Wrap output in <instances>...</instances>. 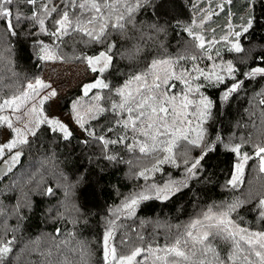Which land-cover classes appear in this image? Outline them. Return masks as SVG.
Segmentation results:
<instances>
[{
	"label": "trees",
	"instance_id": "1",
	"mask_svg": "<svg viewBox=\"0 0 264 264\" xmlns=\"http://www.w3.org/2000/svg\"><path fill=\"white\" fill-rule=\"evenodd\" d=\"M198 1L146 0L135 12L134 23L127 26L124 34L110 29L102 44L86 42L87 37L71 30L57 39L41 32L39 24L29 19L39 14L45 20V28L54 31V21L63 11L62 0H36L35 4L16 0L11 6L14 15L22 19L16 36L7 35L0 25V51L10 50L0 59V102L20 95L27 90L26 85L36 79L49 81L58 93L59 110L70 116L81 133L74 130L64 139L63 133L51 131L47 124H40L38 128L35 125L36 134L27 138L28 144L20 146L19 162L1 178L0 231L6 225L15 230L8 231L6 237L16 238L10 264H63L65 259L72 264L78 257L70 250L79 247L78 242L86 243L89 264H104L103 237L110 221L115 222V228L109 243L116 247L118 255H127L134 247L171 242L185 225L202 217L209 208L213 212L220 211L236 199L244 203L231 218L240 227L264 231V219L260 218L257 206L264 198V173L259 172V157L256 156L257 147H264V76L246 75L253 68L264 66L260 61L264 57V0H250L241 8L238 0L231 2V6L239 9L238 15L247 10L245 20L252 21L246 32L240 27L236 30L241 33L237 39L243 51L239 53L230 50L222 41L205 45L203 49L198 47L199 41L185 30L191 28L194 35L198 33L194 23L195 12L201 6ZM45 4L59 11L45 15L42 11ZM223 22L215 31L207 33V41L211 37L220 39L223 32L226 33L229 22ZM40 42L54 49L58 58L39 59L44 54ZM109 44L115 45L114 63L102 74L93 73L84 60L77 58L96 55ZM137 48L139 51L131 55ZM181 56L186 59L179 64L186 75L190 74L191 87L200 86L199 93H188L189 98L199 100L202 94L213 102L210 117L201 124L204 141L200 148L188 151L187 158H198L205 151L207 154L199 172L188 179L186 187L167 200H158L147 191L151 185L163 187L170 181L185 178L183 158L179 155L185 151L183 142L175 150L179 166L164 163L159 165V170L149 171L146 179L140 173L152 169L165 153L144 155L138 147L129 151L127 145L133 143L131 131L122 143L106 145L98 137L113 141L125 135L123 127L116 124L118 117L110 110L107 98L119 100L115 89L123 86L130 73L146 71L154 59ZM229 62L234 69L232 73L227 71ZM214 66L224 77L220 83L215 76L206 80L195 70L209 73ZM195 76L200 78L193 80ZM96 79H102L109 88L93 89L85 96L83 86ZM236 82H242L241 87L224 100L223 93ZM173 83L172 92L179 99V94L186 91L185 85L179 80ZM97 94L102 97L99 101L93 99ZM73 104H77L76 110L84 117L83 128L75 119ZM94 106L109 110L102 114L90 112L89 108ZM193 110V106L188 109L190 113ZM94 114L95 119L92 118ZM189 119L195 127L197 118L189 116ZM3 129L9 128L0 125V137ZM217 136L220 142H216ZM235 144L241 145L240 156L247 154L250 158L244 163L243 183L233 189L228 182L235 165L243 161L225 145ZM48 188L53 194L47 193ZM142 191L153 198L141 201L134 215L126 217L116 212L122 202ZM140 234L144 236L143 241L138 239ZM121 240L127 243L122 244ZM217 244L221 255H225L227 246L219 241Z\"/></svg>",
	"mask_w": 264,
	"mask_h": 264
},
{
	"label": "snow or ice",
	"instance_id": "2",
	"mask_svg": "<svg viewBox=\"0 0 264 264\" xmlns=\"http://www.w3.org/2000/svg\"><path fill=\"white\" fill-rule=\"evenodd\" d=\"M16 0H0V25L3 26L5 33L10 36H16L17 26L22 17L13 13L12 5ZM36 0H27L29 4H35ZM146 0H62L63 11L60 13V18L54 21L55 30L49 32L45 28V20L39 14H34L29 19L34 20L40 26L41 32L50 36L61 37L68 35L71 31L80 32L87 37L86 42L104 43L106 37L110 34L111 29L121 35L124 34L127 26L134 23L135 12L143 7ZM69 9H73L70 13ZM42 11L45 15L50 16L52 12H57L59 9L52 7L49 9L48 4H45ZM252 21H248V27H251ZM190 36L196 41H199L198 47H205L204 38L199 35H194L191 28L185 29ZM248 28H244L246 32ZM236 37L241 35L240 32L235 33ZM227 39V38H225ZM41 43V51L44 53L39 59L55 60L58 57L54 49H49L47 45ZM114 44H109L107 48L99 51L96 55L77 57L86 62L87 66L93 73H104L114 63L115 53L113 52ZM230 50L239 53L243 51L239 43H234ZM10 51L4 49L0 51V59L4 58V52ZM139 49H135L131 55H135ZM186 59L181 56L177 59H154L150 62L146 71L132 74L124 82L122 87L115 89V95L119 100H113L108 97L110 110L118 117L116 124L123 127L125 135L118 140L105 141L104 136L98 137L99 140L107 143L124 142L127 139V132L133 133V143L127 145L129 151H134L137 147L139 152L144 155H154L158 152H163L165 155L162 159H157L156 164L152 169H145L140 173L147 179L149 171L159 170V165L171 163L177 165L176 149L181 147L183 142L185 151L179 153L183 158L185 166L184 179L181 181H170L159 187L155 184L151 185L148 192L154 194V198L158 200H167L172 195H175L182 188L187 186L188 179L197 175L202 167L201 162L205 158L207 152H203L198 158L188 159L187 153L192 148H200L204 141V130L201 124L210 117V109L213 102L202 94L199 100L189 98L188 93L200 92V86L195 89L191 87L186 70L179 64L180 60ZM191 59L195 60L196 57ZM211 59V56H209ZM261 64H264V57L260 58ZM179 69V71H177ZM200 76H204L206 80H211L215 76L217 83L223 81L224 77L215 71L205 73L201 69H195ZM227 71H234L231 62L228 63ZM257 74L264 76V66L255 67L246 75L254 77ZM200 76L192 77L193 80L199 79ZM174 80L181 81L185 85L186 91L179 94L172 92L175 87ZM242 82L233 83L223 93L222 98L227 100L228 97L236 92L241 87ZM50 88L41 79H36L35 84L28 83L25 91L20 95H15L10 98H5L0 102V113L6 109H10L13 113L25 108L31 102L25 115L35 117L30 119L24 128H16L13 126L12 119L7 115H0V125H6L15 135L4 143H0V161H3V171L11 172L17 165L22 156V151L16 150L18 147L28 144L27 135H35V129L29 127L35 123L38 128L40 124H47L51 131H60L63 133V138L68 139L71 132L65 124L58 119H49L43 115V105L51 97L56 96V91L53 89L47 95H41V91ZM109 85L102 79H96L94 82L83 86L85 96L93 89H107ZM94 100H101L100 95H95ZM79 103V102H77ZM39 105V107H38ZM193 106L194 110L190 113L189 107ZM73 109H77V104H73ZM109 109L94 106L89 108L90 112L102 114ZM126 116V118H125ZM189 116L197 118L195 127L193 120ZM93 119L97 118L94 114ZM20 117H17L19 120ZM75 119L80 126L84 127V117L76 110ZM109 128V131H112ZM87 131V129H86ZM192 133H195L193 136ZM94 135V133H90ZM221 138L217 136V141ZM243 161L235 165V172L232 179L228 182L233 189L238 188L243 183L244 162L250 157L247 154L240 156V144L225 145ZM264 147H257L256 156L259 157V172L264 173ZM114 159V157H109ZM49 195L53 194L51 188L47 189ZM153 196L145 192L134 193L131 198L122 202V205L116 209L117 213H123L126 217H131L135 213L138 204L143 200H148ZM244 201L239 199L223 206L222 210L213 212L209 208L202 213V217L189 222L183 227L182 231L171 242L160 244H149L146 248L143 246L134 247L130 254L118 255L117 249L110 244L113 239V229L115 222H109V228L105 231L103 237V259L104 264H264V231H251L247 228L240 227L232 218L231 214L242 206ZM260 209V218L264 219V198L258 201ZM19 206H17V209ZM3 213H0L2 215ZM179 227V226H177ZM10 230L7 226H3L0 231V264H10L9 258L12 256L16 244L15 236L10 239L6 237V233ZM59 234V230H57ZM140 241L144 240L142 234L138 235ZM227 246V253L221 255L217 242ZM67 244L68 241H63ZM121 243H127L126 240H121ZM79 247L72 248L70 251L78 257V260L72 264H89L87 245L83 242H78ZM50 254V253H49ZM140 257L141 259H137ZM18 261L19 255L15 257ZM63 264H69L67 259Z\"/></svg>",
	"mask_w": 264,
	"mask_h": 264
},
{
	"label": "rangeland",
	"instance_id": "3",
	"mask_svg": "<svg viewBox=\"0 0 264 264\" xmlns=\"http://www.w3.org/2000/svg\"><path fill=\"white\" fill-rule=\"evenodd\" d=\"M234 0H199L198 4L201 5L199 10L195 12V26L198 28L197 35L202 36L204 38L205 45L208 44H216L219 41L224 42L226 46L229 48H232V45L234 43H239L240 41L237 39L235 33L236 30L240 27L249 28L248 23L245 20V16L247 15V10L244 11L241 14H237L239 9L234 8V6H231V2ZM250 0H238L239 6L244 7L247 2ZM202 15V17L200 16ZM223 21H228L229 25L227 26V31L223 32L224 35L220 37V39L211 37L209 41L206 40L207 33H212L215 31V28L218 26L219 23H224ZM237 21V22H236ZM227 38V39H225ZM241 45V44H240ZM46 84L50 85V88L44 89L41 91V95H47L51 90H55L54 86H52V83L46 80H43ZM32 84H35V82H32ZM31 102L25 108L21 109L20 111L13 113L10 109H6L4 112L0 113V115H7L12 119L13 126L16 128H24L25 124L28 123L30 119H35V117H30L28 115H25V112H27L28 108H30ZM39 107V105H38ZM43 115L47 116L49 119H58L63 124L67 126L69 131L72 133V131H76L79 134L80 129L75 124V122L70 118L69 115L62 114L59 110V101H58V93L56 91V96L51 97L49 100L45 102L43 105ZM17 117H20L19 120H17ZM35 126V123H32L29 125V127L33 128ZM11 129H3L0 137V143H4L7 140L11 139V135H15V133ZM60 132V131H59ZM31 136V133L27 135V138ZM16 150L20 151V147H18ZM245 163V162H244Z\"/></svg>",
	"mask_w": 264,
	"mask_h": 264
},
{
	"label": "water",
	"instance_id": "4",
	"mask_svg": "<svg viewBox=\"0 0 264 264\" xmlns=\"http://www.w3.org/2000/svg\"><path fill=\"white\" fill-rule=\"evenodd\" d=\"M5 175V172L3 171V164L0 165V180Z\"/></svg>",
	"mask_w": 264,
	"mask_h": 264
}]
</instances>
